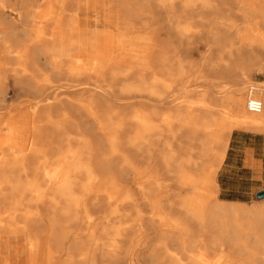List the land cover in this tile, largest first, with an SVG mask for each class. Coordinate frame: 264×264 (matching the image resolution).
I'll use <instances>...</instances> for the list:
<instances>
[{
	"label": "bare ground",
	"instance_id": "6f19581e",
	"mask_svg": "<svg viewBox=\"0 0 264 264\" xmlns=\"http://www.w3.org/2000/svg\"><path fill=\"white\" fill-rule=\"evenodd\" d=\"M32 1L22 0L18 8L26 24L54 9L74 12L76 6L71 0H58L55 8L45 6L32 14L28 10ZM110 1L121 20L149 26L140 18L143 10L151 9L148 0ZM155 2L164 11L163 30L177 40L188 43L197 37L206 47L224 42V53L216 57L224 54L227 64L207 65L209 72L226 74L230 64L243 66L247 74L264 71L256 53L264 54V45L249 29L264 25L241 12L247 0ZM61 18L55 27L76 28V18ZM149 18L157 22L154 14ZM8 22L0 19V73L23 74L12 75L13 80L39 97L55 89L52 76L58 82L52 96L55 104L41 110L29 105L17 118L1 124L7 131L0 134V238L21 239L26 264H59L68 238L71 255L61 264H264V206L215 198L216 173L231 132H264V85L252 89L261 110L234 121L229 96L216 99L188 89L193 83L210 88L216 82L187 73L184 66L194 64L182 65L183 52L169 51L171 37L162 40L160 28L150 31L157 63L122 59L110 64L54 56L50 26L44 28L49 31L46 41L40 44L39 37H27L20 52L15 25ZM39 58L48 59L45 69ZM221 85L224 90L228 83ZM77 86L83 90L79 100L85 116L70 124L63 108L70 110L75 99L63 103L58 91ZM173 89L195 101H186L170 115L166 107ZM54 106L57 121L51 114ZM241 106L237 102L238 109ZM247 118L255 122L247 123ZM137 184L134 191L132 185ZM204 187L208 195L200 196Z\"/></svg>",
	"mask_w": 264,
	"mask_h": 264
},
{
	"label": "rangeland",
	"instance_id": "374dc122",
	"mask_svg": "<svg viewBox=\"0 0 264 264\" xmlns=\"http://www.w3.org/2000/svg\"><path fill=\"white\" fill-rule=\"evenodd\" d=\"M67 1H70V0H67ZM71 1L76 3V0H71ZM253 1H254L253 7L255 9L254 11L257 12L255 13L256 14L255 16L257 17L260 23H264V7H263L264 0H253ZM21 2L22 0H0V19L4 18L7 22L9 20L8 23L15 25L14 26L15 34L18 36L17 38L20 44L18 45L19 47H17V49L20 52H23L26 48L24 42H26L25 40L27 37H30V38L39 37L41 39L40 44H42L43 41H46L47 39L46 35L49 33V31H47L44 28H47L49 30V28L51 27L50 28V31H51L52 28H54L55 25L58 24L60 19L62 20L61 17H63V19L71 18V17L75 18V16H73L74 15L73 11H71L72 13L70 11H68L67 13V12H62L59 9H54L51 11L53 12L52 14L45 15V16L43 15L40 17L37 16L36 18H34V21H35L34 23L32 24L27 23L28 24L27 25L26 23L21 22V15H22L23 10L21 11L18 10ZM48 2L49 4L52 2L51 6H49ZM57 2L58 0H52V1L51 0H34L31 2L28 10L32 14L33 13L37 14L40 11V9L44 8L45 6H46L45 8H55L58 5L56 4ZM148 2L150 6L152 5L150 9L151 12L150 10H145V11L143 10V13L144 12L146 13L142 14L143 17L141 15L140 18L142 20L144 19L145 21L144 20L143 21L147 22L149 26L146 25L142 27L141 25L138 24V22H135L134 25L131 22H125L118 17L117 11H116V19H117L118 26L116 27L115 30L98 31L100 35L101 50L98 55L90 59H94L100 62L110 63V64H114V63L120 64L123 61H129L132 64L139 63L137 61H140V63L141 61L142 63L144 61H145L144 63H152V62L157 63L159 60L152 58V46L150 42L151 32L150 31L151 29L153 30V29L160 28L159 32L162 31L161 32L162 40H165L167 35L171 37L170 44L172 46L170 45V47H172L173 49L172 48L170 49L169 47L170 49L169 51L171 50L173 51L176 49L175 51H178L179 53L183 52L181 53L183 55L180 56L182 65H185L187 63L194 64L192 65L191 68H189L187 65L184 66V69L186 70L187 73L189 72V74L190 75L193 74V76L194 75L198 76L201 74V75H204L205 77H208L210 80L212 79L213 80L212 82H216L210 88L198 86L197 83L196 84L193 83L190 86H188L189 87L188 89H190L192 93L200 94L202 92L203 93L207 92L209 94H212V97L214 96V98L216 99L229 96L231 103L228 106V108L231 111L230 113L232 115L231 119L234 121L238 119V117L236 116L243 115V114L249 115L251 112H248L246 110L245 102L248 97L255 98L256 95L252 91L253 88H260L264 85V71L260 73H256L254 70H252L250 74H247L243 66L237 67V66L230 64L231 69L226 74H220V72H209L206 68L207 65H209V67H215L218 65L227 64L226 58L223 54L224 52L222 51L223 49L221 48V46L224 45L223 44L224 42H222L221 44L220 43L210 44L209 46L206 47L197 37L192 38L188 43H186L187 42L186 41L185 42L186 44L184 43L185 40L183 39H181L182 41L177 40L176 37H174L173 35H170L171 33L170 31L166 30L167 32H170V33H167L166 31L163 30L161 26V21H162L161 16H164V11L156 8L155 0H148ZM53 5L55 6L52 7ZM69 14H71L70 15L71 17L68 16ZM151 14L155 15V17L157 18V22L155 18L153 19L149 18ZM158 15H159V19L157 17ZM248 26H251V24L247 25L246 27ZM259 29L264 30V27L262 28L259 27ZM147 32H149V34ZM55 33L57 36V40L61 43V45H63L65 49L69 50L68 55L72 60H82L83 59V56L79 50V48L82 46L80 39L84 36L93 34L92 31L81 32V31H77L74 26L73 27H69V26L61 27L60 26V27H56ZM19 37L21 40L19 39ZM57 40L55 41L57 42ZM195 44L198 46L196 47ZM167 47L164 48L165 52L168 51ZM221 52H223L222 57L217 58L216 56L218 55V53H221ZM169 53L167 52V54ZM256 53L258 56H260V61L262 62L261 64L264 67V54H262L263 52L258 50L256 51ZM207 54L210 56L209 59L207 57ZM54 56H58V54H55ZM1 58L2 57H0V61H3V58L2 59ZM122 59L124 60L121 61ZM221 59H224V61H220ZM38 60H39V65L42 66V69H45L43 68V64L48 59L39 58ZM8 66L9 65H6L5 67H8ZM73 66H84V65L83 64L81 65L73 64ZM44 72L46 74L50 73L49 71H46V70ZM166 74L167 73H164L163 77H165ZM12 75L14 78L24 76L23 74L21 76H18L20 75V73H18V75L12 74L9 72H4V71L0 73V78H3V80H1L2 83H0V96L4 98V107L0 108V134H4L7 131L6 127L4 126L2 127L1 124L2 123L4 124L5 122H7V120H9L10 118H17L24 111V109H26V107H28L29 105L36 106V108L39 107V109L41 110V108L46 107L49 104L51 105L52 103L55 104L54 100H52V96L53 94L57 92L55 89L58 84H55V83H58V82H56V79H54L53 76L51 77L52 74H49V77H51V80H52L51 82L54 83L53 86H55L54 87L55 89L48 91V92L46 91V93L40 97L36 96L32 92H28V90L25 87L18 85L17 82L13 80L14 78L12 77ZM181 83L182 81H180L179 85ZM221 83H228L226 89L222 90V88L220 87L222 86ZM82 91L83 90L80 89V86L73 87L69 90L58 91L60 95L59 101H62L63 103H65L68 100L75 99L74 100L75 106H72L70 110L68 107L63 108L65 111H68L69 117H71L70 124L74 120L79 121L81 117L85 116L84 109H82L81 101L79 100L83 98L81 96ZM176 93H177V90L173 89L170 95H168L170 105L166 107V111L170 115H173L179 107H182V105L186 103V101L192 104L195 101V99L193 98L189 99L190 101L186 100L183 97V94L176 95ZM77 99L80 102H78ZM237 102H240L242 104L241 109H238ZM56 109L57 107L55 106L54 108L52 107V111L54 112V114L51 111L52 117L55 119V121H57L58 120L57 117H59V114L57 113ZM72 109H74V111ZM262 113L257 115V117L259 118L262 115ZM237 121H239V119ZM251 121L255 122L253 118L246 119L247 123H253ZM90 126L94 127V121L90 120ZM245 131H250V130H245ZM250 132H254V131H250ZM47 133L49 134V131H47ZM56 142L57 140L56 138H54L50 146L52 145L53 147ZM1 159H2V153H0V162H1ZM136 163L138 164L139 167L144 168V163L140 161H137ZM28 173H32V172L29 171ZM232 173L233 174L231 173L229 174L230 178L227 177L228 178L227 185L224 186V188L227 190L223 191L220 195L218 192L215 197L216 200L223 201V202L229 201L231 203L239 202L240 204H244L246 207L248 206L251 207L254 204H259V203L261 206H264V197L256 199L254 196L257 191L264 190V176H262L261 179L255 180V179H246L245 177H243V175L245 176V173L243 172H232ZM137 187H138V184L132 185V189L134 191H137L138 189ZM207 195H208L207 188L206 187L201 188L200 196H207ZM45 222H46V231L49 234L50 224L48 220L46 219H45ZM71 243H72V240L70 238H68L64 242V249H63L64 252L62 256L59 258V261H60L59 264H61L67 258L68 255H71L69 251ZM20 261L22 264H25V261L23 259L19 260V262ZM19 262L16 260L15 257L10 256L9 264H17Z\"/></svg>",
	"mask_w": 264,
	"mask_h": 264
},
{
	"label": "crops",
	"instance_id": "0c3cea01",
	"mask_svg": "<svg viewBox=\"0 0 264 264\" xmlns=\"http://www.w3.org/2000/svg\"><path fill=\"white\" fill-rule=\"evenodd\" d=\"M247 5L241 12L252 19H257L254 11V1L247 0ZM76 30L81 32L92 31L93 34L84 36L80 39L82 46L79 48L83 59H90L100 53V35L95 30H115L118 26L116 19V6L110 0H76L75 6ZM258 20V19H257ZM264 25V23H261ZM249 28V27H246ZM254 39L257 43L264 45V30L252 29ZM56 27L52 28L50 36V46L53 55L56 57H69L68 49L57 40L55 33ZM57 40V42L55 41ZM70 58V57H69ZM228 144L222 164L216 173V183L219 195L226 191L227 179L232 172L245 173L246 179H261L264 176V132H250L245 130H233L229 136ZM236 175V174H235ZM228 177V178H227ZM240 177V175H239ZM229 202V201H226ZM239 203V202H235ZM21 239L19 238H0V264H9V258L15 257L16 260L26 259L21 250ZM17 264H22L21 261Z\"/></svg>",
	"mask_w": 264,
	"mask_h": 264
},
{
	"label": "built area",
	"instance_id": "2783aa9c",
	"mask_svg": "<svg viewBox=\"0 0 264 264\" xmlns=\"http://www.w3.org/2000/svg\"><path fill=\"white\" fill-rule=\"evenodd\" d=\"M245 107L248 112L258 113L262 108V104L260 100L254 97H248L245 102Z\"/></svg>",
	"mask_w": 264,
	"mask_h": 264
},
{
	"label": "water",
	"instance_id": "95a60500",
	"mask_svg": "<svg viewBox=\"0 0 264 264\" xmlns=\"http://www.w3.org/2000/svg\"><path fill=\"white\" fill-rule=\"evenodd\" d=\"M254 196L256 199L264 197V190L257 191Z\"/></svg>",
	"mask_w": 264,
	"mask_h": 264
}]
</instances>
